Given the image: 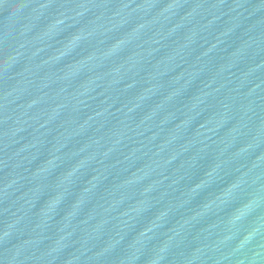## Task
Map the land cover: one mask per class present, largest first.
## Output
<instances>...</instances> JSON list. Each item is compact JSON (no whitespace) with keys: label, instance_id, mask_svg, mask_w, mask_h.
Wrapping results in <instances>:
<instances>
[{"label":"water","instance_id":"1","mask_svg":"<svg viewBox=\"0 0 264 264\" xmlns=\"http://www.w3.org/2000/svg\"><path fill=\"white\" fill-rule=\"evenodd\" d=\"M0 264H264V0H0Z\"/></svg>","mask_w":264,"mask_h":264}]
</instances>
